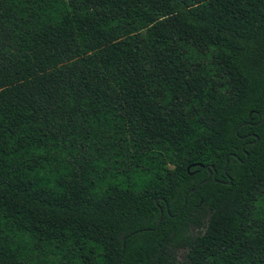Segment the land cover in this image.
I'll return each mask as SVG.
<instances>
[{"label":"trees","instance_id":"obj_1","mask_svg":"<svg viewBox=\"0 0 264 264\" xmlns=\"http://www.w3.org/2000/svg\"><path fill=\"white\" fill-rule=\"evenodd\" d=\"M263 117L264 0H0V264H264Z\"/></svg>","mask_w":264,"mask_h":264},{"label":"water","instance_id":"obj_2","mask_svg":"<svg viewBox=\"0 0 264 264\" xmlns=\"http://www.w3.org/2000/svg\"><path fill=\"white\" fill-rule=\"evenodd\" d=\"M264 121V117H263V119H262V121L261 122H263ZM207 169L209 170V172H210V176H211V174H212V171H211V168L210 167H207ZM209 179V178H208ZM232 183V181H230V183L229 184H231ZM197 188H195V189H193L192 191H195Z\"/></svg>","mask_w":264,"mask_h":264},{"label":"rangeland","instance_id":"obj_3","mask_svg":"<svg viewBox=\"0 0 264 264\" xmlns=\"http://www.w3.org/2000/svg\"><path fill=\"white\" fill-rule=\"evenodd\" d=\"M184 255H185L184 252H180V253H179V258H180V260H183V259H184Z\"/></svg>","mask_w":264,"mask_h":264}]
</instances>
